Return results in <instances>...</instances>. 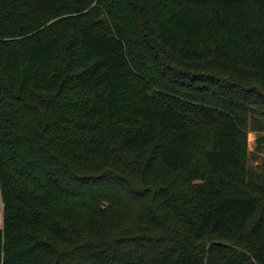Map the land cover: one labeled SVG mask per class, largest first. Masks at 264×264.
I'll return each mask as SVG.
<instances>
[{
    "label": "trees",
    "instance_id": "16d2710c",
    "mask_svg": "<svg viewBox=\"0 0 264 264\" xmlns=\"http://www.w3.org/2000/svg\"><path fill=\"white\" fill-rule=\"evenodd\" d=\"M248 124L264 0H0V264H264Z\"/></svg>",
    "mask_w": 264,
    "mask_h": 264
},
{
    "label": "rangeland",
    "instance_id": "374dc122",
    "mask_svg": "<svg viewBox=\"0 0 264 264\" xmlns=\"http://www.w3.org/2000/svg\"><path fill=\"white\" fill-rule=\"evenodd\" d=\"M134 59L136 62L142 64L141 68L145 67L148 64V61L141 55L140 57H136L135 55ZM135 92L137 93V91ZM250 109L252 110L249 115L252 116L253 110L255 108ZM255 117L258 118L257 116ZM244 134L246 135L247 140V150L246 153H244L243 155V159L245 161V168L248 170H255L256 172H263L264 174V167L262 166V163L264 162V149L261 150V148L263 147H260L259 149L255 148L257 146V139H259L260 136H264V133L252 132L250 124H248L247 127L244 128ZM262 139L263 138H261L260 143L262 142Z\"/></svg>",
    "mask_w": 264,
    "mask_h": 264
},
{
    "label": "water",
    "instance_id": "95a60500",
    "mask_svg": "<svg viewBox=\"0 0 264 264\" xmlns=\"http://www.w3.org/2000/svg\"><path fill=\"white\" fill-rule=\"evenodd\" d=\"M210 245H223V246H225L224 244H222V243H219V242H211L210 244H209V246ZM208 250V249H207ZM207 252L208 251H206V254H207ZM249 258H250V260L252 261V263L253 264H256L252 259H251V257L247 254V253H245ZM206 264H207V257H206Z\"/></svg>",
    "mask_w": 264,
    "mask_h": 264
}]
</instances>
